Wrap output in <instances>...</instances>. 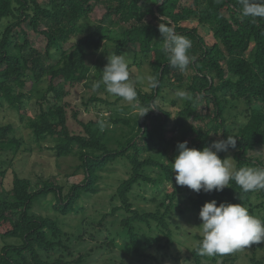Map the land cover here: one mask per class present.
Here are the masks:
<instances>
[{"label": "trees", "instance_id": "obj_1", "mask_svg": "<svg viewBox=\"0 0 264 264\" xmlns=\"http://www.w3.org/2000/svg\"><path fill=\"white\" fill-rule=\"evenodd\" d=\"M98 2L101 0H0V111L15 113L28 131L29 142L39 150L48 151L56 160L72 157L76 162L72 174L82 175V180L66 192L53 175L34 187L37 183L33 184L32 177L20 176L13 168L18 155L31 153L32 147L24 143L12 123L3 122L6 115L0 118V238L11 241L0 249V264H86L92 258L91 251L99 254L96 249L102 250L100 255L116 249L126 254L131 249L136 264L142 259L158 263L156 255L150 253L154 248L163 258L178 260V256L166 252L175 245L168 219L175 212L184 214L177 204L184 194L189 211L197 217L202 206L212 200L217 206L240 203L257 218L264 210V190L244 192L235 181L220 192L197 194L191 190L193 194H189L184 186L176 184L171 163L178 155V143L187 141L189 148L203 150L214 141L233 136L237 137L236 148L220 152V159L231 156L234 170L264 168V161L253 154L264 148V18L243 17L239 0H102L104 13L99 22L77 38L79 26L90 24L89 16ZM160 17L164 19L160 21ZM188 21L194 24L188 26ZM160 22H168L177 34L191 40L189 55L194 61L186 71L170 66L161 47ZM115 24L121 30L112 39ZM197 26L207 27L209 33L201 35ZM30 32L44 38L42 51L31 44ZM110 41L115 43L116 54L132 50L134 65L147 62L159 82L149 91L136 88L137 108L155 109L144 117L138 113L132 135L118 141L115 148L109 147L101 134L98 117L84 120L81 111L65 100L72 89H94L101 80L100 68L96 80L90 71L94 58L106 52ZM166 84L183 87L192 97L174 119L158 103ZM95 90L105 91V87L101 84ZM96 92L81 103L85 111L92 103L111 106ZM240 102L245 108L237 112ZM31 103L33 114L24 109ZM199 105L208 112L206 118L196 113ZM193 114L197 121L206 123H187ZM170 122L171 127L166 129ZM112 123L128 121L114 119ZM167 136L172 137L168 142ZM166 143L173 147L166 163L143 158L152 149L163 152ZM122 159L129 164V177L110 197V212L97 222H88L83 199L98 191L100 173ZM155 168L161 170L159 177L151 175ZM9 171L12 178L7 188L4 182ZM165 184H170L172 191L158 199L165 192ZM135 187L143 198L150 192V201L157 202L154 211L133 208L130 195ZM44 201L47 214L38 215L36 207ZM78 214L82 217L75 228L65 231L63 218ZM107 224L113 228L108 229ZM152 224L164 233L165 241L154 238L151 243L139 232V225L151 230ZM117 238L127 241L126 247ZM198 239L200 242L203 237ZM262 244L247 247L253 250V256L246 257L239 250L201 255L198 243L185 260L191 264H236L244 259L250 264H264V255H255ZM141 245L145 250L141 251ZM83 246L86 248L80 250ZM162 249L167 250L160 253ZM115 258H110L113 264L122 263V256L117 257L118 262Z\"/></svg>", "mask_w": 264, "mask_h": 264}, {"label": "rangeland", "instance_id": "obj_2", "mask_svg": "<svg viewBox=\"0 0 264 264\" xmlns=\"http://www.w3.org/2000/svg\"><path fill=\"white\" fill-rule=\"evenodd\" d=\"M102 2V0H101ZM101 2H98L94 5V9L92 13L90 14V24L87 25H80L78 28V34L76 37H81L88 33L90 28L95 24L98 23L101 16L104 13V8ZM150 20V19H149ZM194 22V21H193ZM188 26H192L194 23L192 21L186 22ZM113 34L112 39H116L117 33L121 30L120 27H118L116 24L112 26ZM197 29L199 33L203 36H206L209 33V30L207 27L197 26ZM19 33V32H18ZM29 40L31 44L39 51H42L45 46V40L42 36L37 34H32L31 32L28 33ZM115 43L113 41H110L106 44V52L101 53L100 56H96L95 63L92 66V69L90 71L91 78L96 80L98 77V70L97 67L100 68L101 71H103L106 63H107V55H110L114 51ZM28 50V48H26ZM29 51V50H28ZM126 59L128 61V64L131 66L130 73L131 77L133 79H136L140 76H146V75H152L151 69L149 68L147 62L141 61V66H136L133 64V53L132 50L125 51ZM140 58L137 59V61ZM136 88H140L143 91H149L150 87L147 85H141L137 84ZM183 91L187 95H190L186 89L183 87L181 89L177 88H171L166 84L161 92L162 98L158 99V103L167 111L171 113V118L174 119L176 116V113L181 110L183 107V103L190 99H184L177 95L178 92ZM96 90L87 88L85 86H79L75 89H72L70 92V95L65 99L67 102H70L76 109H79L81 111V118L84 120L94 119L98 117V123L101 130V134H103L104 139L109 141V147L115 148L118 141H123L124 139L130 137L132 135L131 129L134 127L135 124V117L138 115L139 111L134 110L133 103L125 102L122 99L117 100L118 97L112 96L111 94H108L106 91H98L96 92L97 97L100 99L106 100L108 103H110L111 106L107 107V105L104 104H96L92 103L89 106L88 111H85L81 103L83 101H87L89 97H91ZM257 105V104H256ZM238 110L237 112H241L244 110L245 106L242 102L238 104ZM26 109L30 114H33L34 111V105L31 103L29 105V108ZM237 109V108H236ZM236 109L234 110L236 113ZM196 113L199 114V117L206 118L208 112L205 111L203 105H199L196 107ZM6 115L5 120H3L4 123H12L17 128V134L23 138L24 143H27L32 147L31 153H24L18 155L17 159L14 162V169L20 176H30L33 178V184L37 183L36 185H33L34 187H38L40 185V181H46L50 178V176H55V181L59 185L64 186V192L67 191L68 187L72 184H77L82 180V175L72 174L73 168L76 164L75 160L72 157H66L59 160H56L52 157V155L48 151H41L37 147H35L34 144L29 142V136L28 131L23 128V126L20 124V121L18 120V117L15 113L11 111H6L5 114L0 111V118ZM114 119H125L128 121V124L119 123V124H113L112 120ZM201 122L203 124L206 123V120L204 121H197L194 114L191 115L187 119V123L194 124V125H200ZM172 125V122L168 123L167 128L169 129ZM177 137V138H176ZM176 140H178V136H176ZM172 137L167 136V142L170 141ZM25 146V144H24ZM163 152L162 151H155L151 150L147 153H144V157H152L158 161H162L163 163H166L168 160L167 158L172 155V145L164 144L163 146ZM156 149V148H155ZM255 156H258L262 161H264V148L260 150L256 149L253 153ZM227 164L230 168L233 169V162L231 160V156L227 160ZM129 164L125 159L118 160L115 163L109 165L106 169V171L100 173V181H99V188L98 191L92 195L90 198H85L82 201V205L85 207V216L88 217V222L93 221L97 222L101 219L102 215L107 214L110 212L111 205L110 204V197L114 195L116 188L120 184L121 181L127 179L129 177ZM159 174H161V170L155 168L152 171V177H159ZM35 175H39L41 178L36 179ZM12 178V174L10 171L6 175V181L4 182V186L8 188L9 182ZM162 179V177H161ZM165 192L158 195V199L166 194H170L172 191V187L170 184L164 185ZM184 189L188 191L189 194H193V192L187 187L184 186ZM150 192H147L145 194L146 198L142 197V193L140 190L135 187L133 189L131 197V202L133 208H137L140 211H154L157 205V202H151L150 201ZM185 195V194H184ZM180 197L179 203H177L181 208L185 211L184 214H180L178 212H175L170 215L168 221H170L171 230L173 233V239L175 242L174 247L170 248L168 251H166L168 254L172 253L173 256H178V260H171L168 257H162L154 248L151 250L150 253L152 255H156V258L159 260V262H149L150 260L142 259L139 264H191L190 261L185 260L186 257L189 256L190 252L197 246L199 243L198 237H203L202 232V221L199 219V216H195L192 214L191 211H189V206L187 199L185 196ZM49 198V197H48ZM145 199V200H144ZM149 200V201H148ZM41 206L36 207V211L38 212V215L45 216L47 214V210H45V201L43 202ZM117 205V201L114 202ZM49 211V210H48ZM177 211V210H176ZM52 214L49 212V215ZM81 214L78 215H69L63 218V224L66 226L64 227L65 231H70L75 228L77 225V222L81 218ZM258 218L264 219V210L259 214ZM108 229H112L113 226L110 224H107ZM139 232L146 235V237L149 239V242L152 243L153 239H160L162 242L166 240L164 233L160 231L155 224H152V229L150 230L144 225H139ZM113 234H115L113 232ZM115 237V235H114ZM117 238L118 243H125L127 244V241H123L122 239ZM10 240H3L0 238V249L3 247L4 244L10 243ZM97 244H94V247H96ZM81 247V246H79ZM78 247V248H79ZM86 247L83 246L84 249ZM141 251L145 250L144 246L141 245L140 247ZM97 250V249H96ZM94 253V251H91L92 258H89L86 264H113L112 261H110V258L113 257L117 261V257L120 258L122 256L123 258L120 259L119 262H122L121 264H136V257L131 252V249L127 250L126 254H123L120 252L119 249H116L112 254H103L100 255L102 250H98ZM167 249L160 250V253L165 252ZM86 253H88V250H85ZM239 252L241 255H245L246 257H252L253 256V250L250 248H243L239 249ZM100 255V256H99ZM255 255L257 258H260L264 255V244L261 245V248L257 249L255 252ZM94 257V258H93ZM99 257V258H98ZM98 259V260H97ZM118 262V261H117ZM236 264H250L247 263L246 260L241 259Z\"/></svg>", "mask_w": 264, "mask_h": 264}, {"label": "clouds", "instance_id": "obj_3", "mask_svg": "<svg viewBox=\"0 0 264 264\" xmlns=\"http://www.w3.org/2000/svg\"><path fill=\"white\" fill-rule=\"evenodd\" d=\"M243 17L264 18V0H239ZM164 19L160 17V21ZM162 50L168 57L170 66L180 71H186L193 63L194 57L189 55L192 42L187 37L177 34L168 22L159 23ZM102 78L93 88L104 85L105 91L125 102H135L134 110L144 117L148 107H139L136 85H147L150 88L158 86V80L151 75L131 77L126 55L112 52L107 55V63L103 69ZM178 96L191 99L190 95L180 91ZM237 137L227 136L226 140L214 141L210 147L203 150L189 148L187 141L177 144L178 155L172 160L175 181L179 186H187L199 194L223 191L229 187L230 181H235L244 192L264 190V168L241 167L234 170L227 160H221L220 152L235 149ZM202 221L203 239L199 242L201 255L213 256L227 254L253 244L264 242V222L249 214L248 210L238 204L220 203L212 200L205 203L199 212Z\"/></svg>", "mask_w": 264, "mask_h": 264}]
</instances>
